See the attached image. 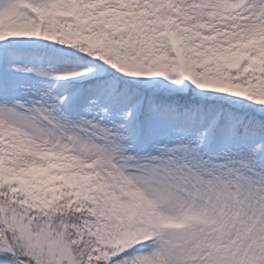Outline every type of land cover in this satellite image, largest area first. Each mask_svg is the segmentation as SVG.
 Masks as SVG:
<instances>
[{
    "label": "snow or ice",
    "instance_id": "snow-or-ice-1",
    "mask_svg": "<svg viewBox=\"0 0 264 264\" xmlns=\"http://www.w3.org/2000/svg\"><path fill=\"white\" fill-rule=\"evenodd\" d=\"M0 264H264V0H0Z\"/></svg>",
    "mask_w": 264,
    "mask_h": 264
}]
</instances>
